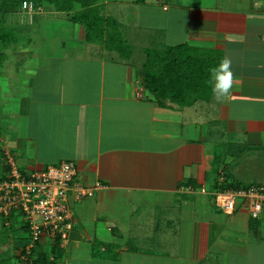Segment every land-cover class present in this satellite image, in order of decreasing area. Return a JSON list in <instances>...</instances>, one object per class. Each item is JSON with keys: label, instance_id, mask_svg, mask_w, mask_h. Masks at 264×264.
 I'll use <instances>...</instances> for the list:
<instances>
[{"label": "crops", "instance_id": "crops-1", "mask_svg": "<svg viewBox=\"0 0 264 264\" xmlns=\"http://www.w3.org/2000/svg\"><path fill=\"white\" fill-rule=\"evenodd\" d=\"M99 4L122 36L132 10L135 27L150 28V49L189 45L216 65L227 56L237 79L223 102L211 93L160 104L144 85L147 55L135 65L124 37L128 59L88 42L67 13L20 11L42 26L0 67V173L8 150L24 172L68 161L85 183L105 186L71 203L74 228L57 264H264V207L252 219L242 202L233 216L216 205L225 185L264 187V0ZM55 20L66 23L63 38L48 26ZM20 220L11 223L28 234ZM52 247L44 237L36 255Z\"/></svg>", "mask_w": 264, "mask_h": 264}, {"label": "built area", "instance_id": "built-area-1", "mask_svg": "<svg viewBox=\"0 0 264 264\" xmlns=\"http://www.w3.org/2000/svg\"><path fill=\"white\" fill-rule=\"evenodd\" d=\"M41 9L36 10L31 1L22 4V11L30 14ZM4 155V170L0 173V220L8 223L16 217L21 219L29 235L27 253L35 250L44 237L66 248L75 222L71 203L92 198L105 186L99 181L92 185L85 183L73 162L27 173L8 150ZM239 202L245 204L252 219H259L264 207V187L250 185L216 195V205L227 216L234 215Z\"/></svg>", "mask_w": 264, "mask_h": 264}, {"label": "trees", "instance_id": "trees-1", "mask_svg": "<svg viewBox=\"0 0 264 264\" xmlns=\"http://www.w3.org/2000/svg\"><path fill=\"white\" fill-rule=\"evenodd\" d=\"M25 1L33 2L36 10L42 8L69 14L71 21L84 27L88 42L101 43L106 49L118 52L124 59L130 57L131 48L126 44L119 24L105 16L100 0H0V67L6 58V50L20 40L19 31L5 27L3 18L8 12L22 11ZM146 55L143 81L154 101L162 104V101L170 100L180 105H191L196 100L208 99L211 95L208 70L216 66L214 60L201 55L189 45L147 49ZM228 189L237 188L225 185L224 190ZM59 245V242L53 244L51 263H46V255L41 254L34 264H57L63 255V248ZM28 254L33 257L35 250Z\"/></svg>", "mask_w": 264, "mask_h": 264}, {"label": "rangeland", "instance_id": "rangeland-1", "mask_svg": "<svg viewBox=\"0 0 264 264\" xmlns=\"http://www.w3.org/2000/svg\"><path fill=\"white\" fill-rule=\"evenodd\" d=\"M110 9L108 12L112 9V5L109 6ZM118 12L116 11V7H114V11H111L109 14H117ZM47 14L45 10V15ZM119 16V15H118ZM20 23L18 22V19ZM121 18L125 21L124 28L123 30V37L126 39V42L132 47L133 50V57L132 60L135 65L141 64L145 60L146 56V50L150 49V28L145 27L144 29L136 28L135 23H136V16L133 15L132 10H127L124 11L121 15ZM39 19H33V18H26L25 15L16 12H8L5 14L3 21H4V26L5 27H12L14 29H17L19 31V42L16 44L11 45L7 50H6V58L3 63L6 62L8 56L14 52H17L18 50L26 49L28 42L34 39H40V37L36 36L34 37V33L37 34L40 30V27L42 26V23H39ZM51 25L53 29L57 30V33L62 36V38L66 35L65 32V21L63 20H55L53 23L48 24V26ZM125 35V36H124ZM29 46V45H28ZM152 49H158V48H152ZM11 55V56H12ZM1 157L0 159H2ZM3 160V159H2ZM12 222L15 223V219H12ZM22 223V221L20 220ZM141 234H145L144 232H141V230H138ZM26 233H22L20 229V224H14L12 225L11 220L7 224H0V263H5L7 264H34L36 261L38 255H36V250L39 247L40 243L35 249V254L32 257V255L28 254L26 252V246L29 244V240L25 241V246H23V243L20 244L21 241L23 240V236ZM26 236L29 237L28 234ZM138 246H150V239L146 241V239L138 237L136 239V244ZM13 247H16L13 249ZM25 250V251H24ZM87 252H84V255ZM83 257V256H82ZM84 258V257H83ZM46 263H51L53 261V255L48 254L45 256ZM109 260V259H108ZM131 264L130 261H127ZM64 264V263H62ZM68 264H92L84 261H72L70 260ZM98 264V263H94ZM103 264H115L114 262H105Z\"/></svg>", "mask_w": 264, "mask_h": 264}, {"label": "clouds", "instance_id": "clouds-1", "mask_svg": "<svg viewBox=\"0 0 264 264\" xmlns=\"http://www.w3.org/2000/svg\"><path fill=\"white\" fill-rule=\"evenodd\" d=\"M208 71V83L211 86L213 98L216 102H223L230 96L237 79L232 71V61L225 56L218 65L209 68Z\"/></svg>", "mask_w": 264, "mask_h": 264}]
</instances>
